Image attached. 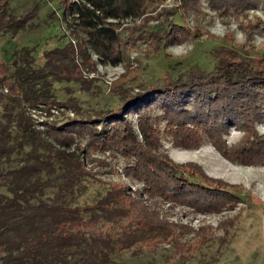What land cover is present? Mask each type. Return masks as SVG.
Wrapping results in <instances>:
<instances>
[{
	"label": "trees",
	"instance_id": "16d2710c",
	"mask_svg": "<svg viewBox=\"0 0 264 264\" xmlns=\"http://www.w3.org/2000/svg\"><path fill=\"white\" fill-rule=\"evenodd\" d=\"M11 1L0 0V31L16 32L28 23L31 12L13 16ZM152 1L61 0L60 18L70 39L46 51L43 65L28 48L8 59L0 53V264H128L127 255L142 257L162 243L176 245L179 231L188 226L162 215L147 199L200 214L236 210L246 201L240 184L210 176L197 162L174 161L162 137L187 150L208 140L232 163L264 166V135L257 132L264 123L263 66L216 54L212 70L198 66L176 77L166 74L137 89L125 85L138 72L124 73L113 86L114 100L97 107H86L77 97L56 99L53 85L81 80L82 65L92 69L97 60L119 66L127 59V46L144 43L161 53L191 34L166 19L162 35L122 36L129 20H149ZM208 2L224 15L237 16L264 0ZM200 4L182 0L173 16L198 14ZM199 30L193 38L201 37ZM246 31L264 35V17ZM57 107L73 116L46 121L41 129L33 113L51 117ZM234 128L244 137L230 145L226 135ZM106 152L123 157L125 174L143 187L132 191L124 180L100 181L88 200L96 184L88 156Z\"/></svg>",
	"mask_w": 264,
	"mask_h": 264
},
{
	"label": "rangeland",
	"instance_id": "374dc122",
	"mask_svg": "<svg viewBox=\"0 0 264 264\" xmlns=\"http://www.w3.org/2000/svg\"><path fill=\"white\" fill-rule=\"evenodd\" d=\"M182 0H153L146 17L148 21L129 20L121 33L124 37L139 36L143 32L164 34L162 21L168 19L185 25L191 32L189 38H178L168 49L161 53L152 51L144 43L127 46V59L119 66H105L99 62L91 69L79 67L81 80H62L53 85L58 101L77 97L86 107H97L103 102H112L115 97L113 88L120 77L136 75L125 85L137 89L139 85L162 80L166 74L176 77L190 68L201 67L212 70L216 64V54L229 58L246 60L264 67V35L260 32L248 34V29L257 17H264V3L251 6L243 15H224L211 7L208 0H201L198 14L182 16L179 10ZM61 0H12L11 14L24 17L30 11L26 27L19 31L3 29L0 31V53L9 58L13 51L28 48L37 59L38 65L44 63V53L57 46H63L70 35L60 18ZM194 12V13H195ZM140 25L138 28L135 26ZM197 28L201 31L199 39L193 38ZM163 29V30H161ZM160 30V31H159ZM93 59L96 56L93 55ZM73 113L64 108H53L51 117L36 110L33 118L43 129L44 122L62 120ZM164 133V127L162 128ZM257 132L264 135V123L258 124ZM244 132L232 129L226 139L234 145L242 140ZM162 143L169 156L176 162L193 161L199 163L212 177L222 178L242 186L241 203L236 210L220 214H200L193 208L171 205L163 201H151L162 215L180 223L187 224L179 231L176 245L162 243L158 250L146 256L127 255L128 264H264V166H243L225 159L208 140L196 150L174 146L170 137L164 135ZM123 157L110 152L92 153L88 156L87 168L95 178L88 200L95 197L94 191L100 189V181L119 182L124 180L132 191L143 187L134 178L125 174ZM99 185V186H98ZM209 226L213 230L209 231ZM193 230V231H192ZM209 239L207 243L204 240ZM152 259L156 260L153 262Z\"/></svg>",
	"mask_w": 264,
	"mask_h": 264
}]
</instances>
